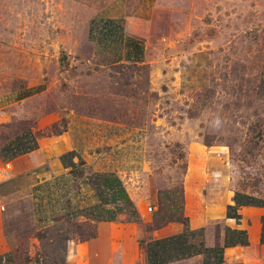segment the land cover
Segmentation results:
<instances>
[{
	"label": "rangeland",
	"instance_id": "374dc122",
	"mask_svg": "<svg viewBox=\"0 0 264 264\" xmlns=\"http://www.w3.org/2000/svg\"><path fill=\"white\" fill-rule=\"evenodd\" d=\"M72 8L56 0H0V93L49 82L39 110L54 105L86 116L85 125L127 129L109 131L114 140L104 149L122 178L142 182L136 193L145 209L138 215L127 204L118 221L130 224L127 252L135 264L136 240L148 239L136 230L148 234L151 224L183 227L186 217L204 216V239L215 242L222 223L211 215L232 193L264 197V0H161L139 66L88 63L90 46L82 22L70 21ZM32 120L0 126L2 145ZM52 126L44 132H59L65 120ZM184 144L202 147V164L200 155L189 162ZM189 163L195 176L182 189ZM148 205L155 209L147 212ZM1 222L7 250L0 256L10 254V264H57L63 237L92 230L60 219L38 231V240L18 198L6 200ZM229 253L222 264H264V245Z\"/></svg>",
	"mask_w": 264,
	"mask_h": 264
},
{
	"label": "crops",
	"instance_id": "0c3cea01",
	"mask_svg": "<svg viewBox=\"0 0 264 264\" xmlns=\"http://www.w3.org/2000/svg\"><path fill=\"white\" fill-rule=\"evenodd\" d=\"M35 1L40 5L47 2ZM160 1L56 0L60 6L73 7L68 11L70 21L82 22L83 34L90 46L88 63L98 67L144 64ZM38 85L44 87L36 90V84L27 82L25 88L8 94L0 93V126L33 119L29 130L34 134L36 143L34 150L7 162L0 158V253L7 250L1 227L6 200L18 198L24 201L33 233L49 228L60 219L92 226V238L82 241L75 233L68 236L64 246L65 264H135L127 252L130 224L118 221L125 217L124 208L127 204L138 215L145 209L146 200H142L140 192L136 193L137 189L143 191L142 182L138 179L136 185L132 186L127 179L122 178L121 172L113 168L111 153L104 149L110 148V142L114 140V136H107L109 131L124 133L127 129L85 125L86 116L71 110L63 111L54 105L41 111L36 105L48 93L50 83ZM60 118L65 120V128L56 134H39L56 124ZM95 121L99 122L100 119L95 118ZM3 146L0 142V152ZM184 146L189 162L194 156L200 155L199 159L194 160L203 163L204 154L199 149L202 147L191 144ZM192 176L195 174L189 163L183 175L182 189L186 188V182L193 179ZM159 180L157 177L156 182ZM183 198L182 212L187 216L185 191ZM258 201H264V197L232 193L228 202L222 205L221 212L216 210L211 215V218L222 223L221 234L215 242L207 237L204 239L203 234L204 246H222L225 228L243 232L247 245L259 244L260 218L264 216V208L255 206ZM200 210L204 213V206ZM226 212L229 213L228 217ZM186 218L189 229L204 228V216L199 219ZM150 227L148 234L137 229V238L147 235V240H156L179 234L183 230L177 221L160 226L151 224ZM240 247L246 246L224 248L222 260L231 250ZM140 252V264H145L143 253ZM168 264H202V255Z\"/></svg>",
	"mask_w": 264,
	"mask_h": 264
},
{
	"label": "trees",
	"instance_id": "16d2710c",
	"mask_svg": "<svg viewBox=\"0 0 264 264\" xmlns=\"http://www.w3.org/2000/svg\"><path fill=\"white\" fill-rule=\"evenodd\" d=\"M56 133L42 132L39 134L51 135ZM20 135H22V137H25L26 139H29L30 145L27 147L28 152L36 148L34 134L29 130V128L22 129L20 133L15 134V136L13 135L12 139L17 140ZM5 145L1 149L0 158L6 162ZM255 206L264 208V201L256 202ZM228 216L229 213L226 212V217ZM260 226L261 228L258 242L259 244L264 245V216L260 218ZM77 235L80 240L84 241L92 238L94 236V231L93 229L85 233L80 231L77 233ZM34 238L40 240L44 238V233L36 232L34 234ZM202 238V228L191 230L186 224H183V230L179 234L170 235L156 240H139L138 246L143 253L145 264H168L171 262L185 260L196 255H202V264H222V253L224 248L233 247L235 245L247 246V242L243 232L230 230L228 228L224 229V240L222 246L207 248L204 246ZM67 239L68 237H63V243ZM62 250V256L58 258L57 264H65L64 245ZM4 256L6 258L5 264L12 263L10 254H5ZM53 264L56 263L53 262Z\"/></svg>",
	"mask_w": 264,
	"mask_h": 264
},
{
	"label": "built area",
	"instance_id": "2783aa9c",
	"mask_svg": "<svg viewBox=\"0 0 264 264\" xmlns=\"http://www.w3.org/2000/svg\"><path fill=\"white\" fill-rule=\"evenodd\" d=\"M30 145L29 139L22 137L20 135L17 140L11 139L5 146H6V162L28 152V146ZM150 208H147V212H150ZM6 258L4 255L0 256V264H5Z\"/></svg>",
	"mask_w": 264,
	"mask_h": 264
}]
</instances>
